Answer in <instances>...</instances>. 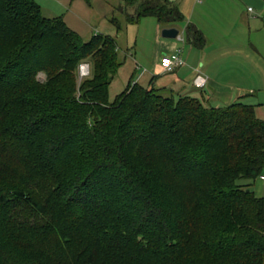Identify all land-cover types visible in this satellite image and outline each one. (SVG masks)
Masks as SVG:
<instances>
[{"label": "trees", "instance_id": "obj_1", "mask_svg": "<svg viewBox=\"0 0 264 264\" xmlns=\"http://www.w3.org/2000/svg\"><path fill=\"white\" fill-rule=\"evenodd\" d=\"M123 1L128 23L183 18ZM122 63L113 37L0 0V264H264V196L245 181L264 175V119L130 81L110 101Z\"/></svg>", "mask_w": 264, "mask_h": 264}, {"label": "crops", "instance_id": "obj_2", "mask_svg": "<svg viewBox=\"0 0 264 264\" xmlns=\"http://www.w3.org/2000/svg\"><path fill=\"white\" fill-rule=\"evenodd\" d=\"M50 1L52 3L50 2L48 4L47 9H45L46 12L44 8L42 10L45 16H61L67 26L72 30L75 28L77 30L82 29L85 23L83 20L85 18H88L90 22L91 20L93 22L98 20V27L100 26V29L109 26L108 28L110 30V32L108 29L104 30V32L100 30V32L106 33V35L113 37L116 41L117 47H119L117 40L121 39L120 32L122 31L120 30L119 32L117 30L114 23L110 21V17L111 15H114L115 12H119L120 10L118 8L124 3H120L119 1L115 2L114 0H105V3L100 6V0H92V3H94V1L97 2L95 3L94 7V5L91 3V0H89V2L87 0ZM169 1L178 8L183 17L181 21H177L173 25L161 24L153 16L140 17L134 23H128L125 18L123 27L126 31L129 25L136 24L138 26V31L135 36L136 38H134L133 43L134 53L129 58L131 65L134 63L137 68L139 67V63L143 65V70L137 76L136 82L143 87H154L160 92L174 94L175 96L190 95L198 97L205 103L210 102L211 104L209 105L211 106L219 107L226 104L228 105L229 103L235 101L248 103L247 101L242 100V98L249 93H253V88H251L252 86H239V83L236 84L233 82L220 80L223 79L221 76H219V72L222 70L216 72L213 69V67H217L218 64L215 63V58L210 55L209 48H206V43L202 47H196L189 43L185 39L184 35V29L186 25L192 24L195 26V28L201 31L204 38L207 37V35H210V33L219 35V33L222 32L223 37H229L233 47L237 42L234 36L238 35L240 38V27L242 20L246 17L242 13L244 3L241 0H222L220 5L217 3L219 5L218 6L213 0ZM103 5L105 6L102 7ZM88 7L91 8L90 11L87 9ZM98 7H102L101 13L95 12L100 9ZM71 9L80 12V15L77 16L76 19V16L69 12ZM127 9L128 13H133V8L128 7ZM213 10L217 11L219 14V17L216 19L210 18V15H208V12ZM89 12H92V15L89 14ZM248 12L251 13L250 20L247 21V19H245L246 21H244L247 27L252 30L253 33V12ZM172 26L178 29V36L182 37V40L178 38V36L175 38H165L161 35L162 28ZM223 41L226 42L225 39H223ZM185 45H187V47ZM177 49L182 50L184 64L176 67L170 72H164L160 65L161 56ZM225 49L226 48H223V51H226ZM145 51H147V53H145ZM237 51H239V48L233 47L232 52ZM249 51L251 52L249 58L253 66V48H250ZM199 61H201V63ZM197 71H200L207 79L206 84L202 89L196 88L192 83ZM132 75L133 74L131 73L128 80L131 79ZM249 78L250 79L248 82L253 83V74L250 75ZM188 79L190 81H188ZM189 82H191L192 87L188 88ZM212 103L214 104L212 105ZM257 181L259 184L255 186L256 189H254L253 193L256 196H264V192L262 190V186H264V180L257 177Z\"/></svg>", "mask_w": 264, "mask_h": 264}, {"label": "rangeland", "instance_id": "obj_3", "mask_svg": "<svg viewBox=\"0 0 264 264\" xmlns=\"http://www.w3.org/2000/svg\"><path fill=\"white\" fill-rule=\"evenodd\" d=\"M35 1L40 5L42 10L43 8L44 10L47 9L48 4L51 2L50 0H35ZM104 1L105 0H100L99 1L100 4L99 3L98 4L101 6L103 3H105ZM114 1L115 2L119 1L120 3H124L123 0H114ZM213 1L214 3L216 4L218 3L219 5L220 3H222V0H213ZM95 3L97 2L94 1V3H92L94 7H95ZM104 6L105 5H103L102 7ZM102 7H98L100 9H98L95 12L101 13ZM127 8L124 6V4H122L121 10L119 12H115V14L111 15L110 17V20L111 18H114L116 22L121 26L122 32L119 31L121 34V39L117 40V43L119 45V47H117V56L121 61L124 62L118 68L114 79L109 84L108 96L110 101H112L116 96V94L121 92L126 87L128 81H130L131 83L136 82L137 76L143 70L142 64L139 63V67L137 68V66H135L134 63L131 65V63L129 62V58L134 53L133 43H134V38H136L135 36L138 31V26L136 24H132L127 27V31L124 29L123 26L125 23L126 14H128ZM87 9L90 11L91 8L88 7ZM69 12L76 16L75 19L77 18V16L80 15L79 14L80 12L74 9H71ZM252 12H253V33L252 30H250L245 23L246 21L245 19H247V21L250 20L251 13L248 12L247 5L243 4L242 13L246 17L242 20V24L240 27V35H239L240 38L238 37V35L234 36L237 42L233 46L236 48L238 47L239 51L232 52L233 47L231 45V41L228 36L223 37L222 32H220L219 35L210 33V35H207V37L205 38L203 36V38L205 40L204 45L206 43V48H209L210 55H212L215 58V63L218 64V66L213 67V69L216 72L222 70L219 72V76H221L223 79L220 80L229 81L236 84L239 83V86H252L251 88H253V93L251 94L249 93L245 95L242 98V100H245L248 103H253L256 115L264 119V8L260 10L253 9ZM91 13L92 12H89V14ZM208 15H210V18H214V19L219 17L218 12L215 10L208 12ZM83 21L85 22L84 23L85 26L83 25L82 29H78V30L76 28L74 29L81 35L83 40H87L92 34L101 33L100 30L104 32V30L108 29V31L110 32L108 28L109 26L100 29L101 27L100 26L98 27V20H95L94 22L91 20L90 22L88 18H85ZM102 34H106V33H102ZM223 39H225L226 42H224ZM185 46L187 47V45ZM223 48H226L225 49L226 51H223ZM250 48H253V66L249 58L251 55V52L249 51ZM145 53H147V51H145ZM199 62L201 63V61ZM79 65L77 67L78 82L87 75V74L81 75ZM131 73L133 75L131 76V79L128 80ZM252 74H253V83H249L248 82V80L250 79L249 76ZM44 78L45 75L40 72L38 74V79L40 81H43ZM188 81L190 80L188 79ZM189 87H192L191 82L188 83V88ZM206 104L209 105L211 103L209 102ZM213 104L214 103H212V105ZM245 181H247L250 184L249 188L252 191H254V189H256L255 186L259 184L257 178L249 179V180L247 179ZM262 188L264 192V186H262Z\"/></svg>", "mask_w": 264, "mask_h": 264}, {"label": "built area", "instance_id": "obj_4", "mask_svg": "<svg viewBox=\"0 0 264 264\" xmlns=\"http://www.w3.org/2000/svg\"><path fill=\"white\" fill-rule=\"evenodd\" d=\"M247 9L248 11L253 10V8L250 6H247ZM178 38L182 40V37L178 36ZM183 64H184V59L182 57L181 49H177L170 53L163 54L160 58V65L164 72H170L174 70L176 67H179ZM79 67H80L81 75L89 73V63L88 62L81 63ZM206 81H207L206 77L200 71H197V73L195 74L192 80V83L196 88H203L206 84ZM259 178L264 180V175H260Z\"/></svg>", "mask_w": 264, "mask_h": 264}, {"label": "water", "instance_id": "obj_5", "mask_svg": "<svg viewBox=\"0 0 264 264\" xmlns=\"http://www.w3.org/2000/svg\"><path fill=\"white\" fill-rule=\"evenodd\" d=\"M245 5L252 7L253 9H263L264 0H241ZM178 29L176 27H164L161 29V35L165 38H175L178 35Z\"/></svg>", "mask_w": 264, "mask_h": 264}]
</instances>
